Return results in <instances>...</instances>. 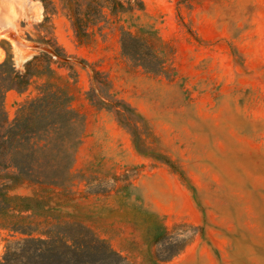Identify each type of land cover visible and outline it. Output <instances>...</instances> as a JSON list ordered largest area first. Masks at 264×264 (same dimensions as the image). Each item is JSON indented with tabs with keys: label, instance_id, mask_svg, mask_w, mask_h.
Instances as JSON below:
<instances>
[{
	"label": "rangeland",
	"instance_id": "obj_1",
	"mask_svg": "<svg viewBox=\"0 0 264 264\" xmlns=\"http://www.w3.org/2000/svg\"><path fill=\"white\" fill-rule=\"evenodd\" d=\"M53 1L46 22L42 0H0V65L12 58L24 71L49 52L40 40L62 50L74 73L55 64L56 83L70 93L82 141L64 188L24 182L10 195L48 202L50 221L88 227L129 264H264V0H142L143 11L100 24L84 44ZM121 27L154 33L170 49V72L128 61ZM86 64L148 121L177 171L141 155L115 117L89 103ZM45 81L7 94L10 122ZM7 164L1 157L0 184L15 174ZM41 221L1 212L0 262L30 238L14 225Z\"/></svg>",
	"mask_w": 264,
	"mask_h": 264
},
{
	"label": "trees",
	"instance_id": "obj_2",
	"mask_svg": "<svg viewBox=\"0 0 264 264\" xmlns=\"http://www.w3.org/2000/svg\"><path fill=\"white\" fill-rule=\"evenodd\" d=\"M45 21L58 12L53 0H42ZM191 0H179L185 7ZM60 10L70 20L76 39L87 43L100 24H118L121 16L143 11L142 0H59ZM122 55L154 76L170 72V49L154 33H134L120 28ZM49 52L35 56L24 71L14 67L12 58L0 65V158L7 161L6 169L15 174L0 184V213L13 211L22 220L43 219L40 223L15 224L14 228L30 236L11 249L0 264H129L91 229L72 224L63 218L51 219L48 202L35 198L12 197L11 190L19 183L64 188L70 181L77 150L82 141L79 116L72 109V98L66 87L56 83L55 64L74 73L69 58L50 41L40 40ZM56 58V59H55ZM87 65V64H86ZM91 69V89L86 99L96 109L111 113L117 123L132 136L136 150L156 163L177 171L173 162L160 153L158 141L148 121L115 93L109 77L95 67ZM77 79L76 73L71 76ZM46 81L37 88V98L19 106L13 122L7 118L6 96L15 91L24 94L33 80ZM23 162H18V157ZM23 214H30L23 217ZM41 225L45 228L40 229ZM37 234L35 237L34 235Z\"/></svg>",
	"mask_w": 264,
	"mask_h": 264
},
{
	"label": "water",
	"instance_id": "obj_3",
	"mask_svg": "<svg viewBox=\"0 0 264 264\" xmlns=\"http://www.w3.org/2000/svg\"><path fill=\"white\" fill-rule=\"evenodd\" d=\"M9 36H11L13 39H16L15 35L9 34Z\"/></svg>",
	"mask_w": 264,
	"mask_h": 264
}]
</instances>
